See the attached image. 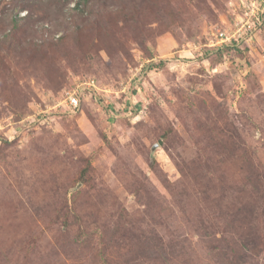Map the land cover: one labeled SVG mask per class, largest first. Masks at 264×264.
<instances>
[{"label": "rangeland", "instance_id": "374dc122", "mask_svg": "<svg viewBox=\"0 0 264 264\" xmlns=\"http://www.w3.org/2000/svg\"><path fill=\"white\" fill-rule=\"evenodd\" d=\"M15 2L0 264H264V0Z\"/></svg>", "mask_w": 264, "mask_h": 264}, {"label": "trees", "instance_id": "16d2710c", "mask_svg": "<svg viewBox=\"0 0 264 264\" xmlns=\"http://www.w3.org/2000/svg\"><path fill=\"white\" fill-rule=\"evenodd\" d=\"M14 1H16L15 2L16 5H20L21 6V10L22 11L23 10H27L28 11V14L26 16H23L22 18H20L21 20H23L26 23H28L30 21V18L34 16L35 12L36 11H40V9L42 7H47V6L53 4L55 7L60 9V8L63 7L62 3L68 4V3L72 2L73 0H14ZM102 4H103L102 0H76V2L74 4V6H75L74 8L77 11H80L81 13H84L85 11L89 10L90 13L98 12L100 14V16H102V14H101V6H102ZM80 9H82L83 11L80 10ZM9 11L10 10H6V11L2 10V11H0V13L2 15V20L4 21L5 17H7L9 15V17L11 19V23H12V30H10V32L7 33V34L5 33L2 36H0V45L8 44V46L15 47L13 45L14 42H15V39H16L15 38V34L19 32L18 31V27H17L18 26V17H21V16H19V12L14 14V15H10L8 13ZM21 45H23V41H22ZM21 47H17V48L21 49ZM257 199H259L258 195L252 194L250 196L249 201H252L253 203H256ZM249 206L251 207L252 205L249 204ZM250 215H252V211L249 210L248 216H250ZM228 246L230 247L231 245H228ZM244 249L248 250V249H250V247L246 246V247H244ZM245 256H246V253H245ZM243 259L244 258H241V260H240L241 263H243Z\"/></svg>", "mask_w": 264, "mask_h": 264}, {"label": "built area", "instance_id": "2783aa9c", "mask_svg": "<svg viewBox=\"0 0 264 264\" xmlns=\"http://www.w3.org/2000/svg\"><path fill=\"white\" fill-rule=\"evenodd\" d=\"M88 85H91L92 88H95L94 80L92 81H87L86 82ZM77 91L72 92L69 94L68 98L66 99L68 101V105L71 106L73 109H77L79 107V100L77 97Z\"/></svg>", "mask_w": 264, "mask_h": 264}]
</instances>
